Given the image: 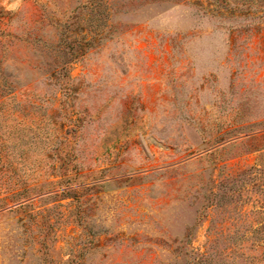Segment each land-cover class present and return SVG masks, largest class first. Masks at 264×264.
<instances>
[{"label":"rangeland","instance_id":"1","mask_svg":"<svg viewBox=\"0 0 264 264\" xmlns=\"http://www.w3.org/2000/svg\"><path fill=\"white\" fill-rule=\"evenodd\" d=\"M0 264H264V0L0 6Z\"/></svg>","mask_w":264,"mask_h":264},{"label":"clouds","instance_id":"2","mask_svg":"<svg viewBox=\"0 0 264 264\" xmlns=\"http://www.w3.org/2000/svg\"><path fill=\"white\" fill-rule=\"evenodd\" d=\"M23 0H0V6L5 7L6 11H16L22 6Z\"/></svg>","mask_w":264,"mask_h":264}]
</instances>
